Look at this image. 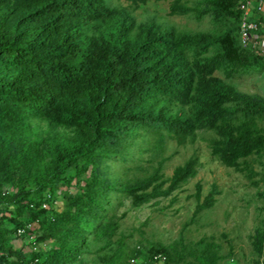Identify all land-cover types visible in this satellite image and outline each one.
Returning <instances> with one entry per match:
<instances>
[{
    "label": "trees",
    "instance_id": "trees-1",
    "mask_svg": "<svg viewBox=\"0 0 264 264\" xmlns=\"http://www.w3.org/2000/svg\"><path fill=\"white\" fill-rule=\"evenodd\" d=\"M124 1L0 0V264H136L142 252L180 264L171 247L114 245L123 199L140 206L195 177L197 151L171 176L164 154L200 130L216 132L213 156L249 176L248 158L264 152V97L233 81L264 70V53L241 37L247 0H154L171 16L209 17L213 31L138 20L151 0ZM202 189L194 218L219 194ZM204 242L186 264L225 258ZM252 247L264 264V228Z\"/></svg>",
    "mask_w": 264,
    "mask_h": 264
},
{
    "label": "rangeland",
    "instance_id": "rangeland-1",
    "mask_svg": "<svg viewBox=\"0 0 264 264\" xmlns=\"http://www.w3.org/2000/svg\"><path fill=\"white\" fill-rule=\"evenodd\" d=\"M254 1V0H253ZM114 3L128 6L124 0H113ZM168 1L151 0L134 10L138 20L154 17L167 25L191 31H213L215 26L207 17L197 21L191 16L169 15ZM259 6V3L257 4ZM257 10L264 13V0ZM254 6L245 9L249 15L257 18ZM251 47L264 53V37L257 33L250 41ZM238 90L244 94H255L264 97V70L252 75H239L233 78ZM217 138L213 130H200L195 142L179 145L169 141L165 156L169 160L165 164L167 176H171L176 166L183 164L195 151L199 155L198 172L181 188L168 197H158L140 206H135L132 199L125 197L117 214H125L120 223V229L114 236V245L121 239L125 242V250L141 247L145 250L152 245L171 247L178 258L183 256L180 264L192 261L195 249L203 248L205 239L215 244L219 254L224 255L219 264H254L256 253L252 240L258 228H264V198L260 193L264 190V152L248 158L253 170L248 173L236 171L227 167L217 157L211 154V143ZM147 157L149 155H146ZM202 184V199L214 188L219 190L216 203L203 210L194 218L198 204L194 196L197 184ZM255 182H260L255 185ZM56 206H62L60 197ZM24 241H16L20 245ZM100 243H95L97 247ZM93 259V255L87 257ZM136 264H163L149 262L146 253L142 252L135 261ZM172 264H175L173 262Z\"/></svg>",
    "mask_w": 264,
    "mask_h": 264
},
{
    "label": "built area",
    "instance_id": "built-area-1",
    "mask_svg": "<svg viewBox=\"0 0 264 264\" xmlns=\"http://www.w3.org/2000/svg\"><path fill=\"white\" fill-rule=\"evenodd\" d=\"M261 1H253V0H247L246 7L249 8L254 6L256 8L257 4H261ZM258 23L252 19V14L249 15L248 12H244V15L242 16V24H241V37L244 44H250V41L252 37L255 35V31L258 29ZM162 259H164L162 257Z\"/></svg>",
    "mask_w": 264,
    "mask_h": 264
}]
</instances>
